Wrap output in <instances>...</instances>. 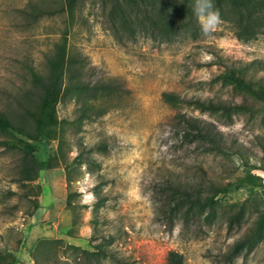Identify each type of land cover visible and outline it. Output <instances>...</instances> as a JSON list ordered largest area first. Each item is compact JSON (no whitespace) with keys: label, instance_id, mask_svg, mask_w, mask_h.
<instances>
[{"label":"rangeland","instance_id":"rangeland-1","mask_svg":"<svg viewBox=\"0 0 264 264\" xmlns=\"http://www.w3.org/2000/svg\"><path fill=\"white\" fill-rule=\"evenodd\" d=\"M29 1L0 0V109L8 111L30 88V69L45 71L46 57L63 35L89 78L115 79L124 91L95 101L102 112L79 121V101L60 100L57 123L32 141L35 156L53 166L32 181L16 180L20 151L0 145V252L13 254L15 264H95L70 245L90 251L100 245L108 254L100 264H166L170 250L182 254L183 264H264V237L247 255L223 257L264 209V104L220 76L252 60L264 66V30L237 37L231 20L222 17L207 37L197 22L195 31L171 41L138 33L121 44L92 0L72 18L62 13L35 21L20 11ZM247 72L264 77L258 64ZM163 92L251 110L228 119L172 105ZM178 113L213 122L225 152H201L187 144ZM8 137L0 131V139ZM77 153L81 163L72 160ZM201 175L218 184L240 180L244 185L217 194L208 220H168L161 187ZM241 202L238 222L229 224L227 217Z\"/></svg>","mask_w":264,"mask_h":264},{"label":"trees","instance_id":"trees-1","mask_svg":"<svg viewBox=\"0 0 264 264\" xmlns=\"http://www.w3.org/2000/svg\"><path fill=\"white\" fill-rule=\"evenodd\" d=\"M85 0H53L40 4L30 0L21 13L31 21L40 17L66 13L70 18L80 9ZM100 10L103 24L118 43L134 39L141 33L152 38L171 41L197 28V19L193 11L194 0H92ZM221 17H228L235 27L237 37L250 36L264 30V0H213ZM46 69L40 73L29 70L30 88L20 97L14 99V106L8 111L0 109V131L10 138L0 139V145L15 147L20 151V162L16 180L20 184L34 180L40 170L53 166L49 159H38L32 141L37 140L43 130L57 123L55 108L57 103L73 97L79 101L76 120L102 112L96 108L95 101L117 95L124 91L123 86L112 78L91 79L86 73L85 63L77 58L67 47V37L63 35L50 55L46 57ZM259 61L252 60L240 66L226 68L221 74L224 82L232 88L243 92L255 101L264 104V77L249 76L247 70ZM164 100L172 105L186 104L199 111L221 115L231 119V114L239 110L250 111L245 104H232L211 98H182L172 92H163ZM178 123L184 141L193 145L201 152H225L223 134L211 121L185 113H178ZM62 138L58 140V151L61 153ZM72 160L81 163L80 153ZM67 168V164L65 166ZM189 179L184 182L166 183L161 190L164 192L163 212L168 220L180 218L212 217L219 193L243 186V182L227 181L218 184L205 178ZM243 202L227 217L230 224L238 222L242 213ZM264 237V209L259 211L253 223L235 239L224 252L223 257L230 261L239 253L247 255ZM79 250L86 259L100 264L107 257V252L100 245L94 250ZM13 254L0 252V264H15ZM121 264H129L121 262ZM166 264H183L182 254L170 250L166 255Z\"/></svg>","mask_w":264,"mask_h":264},{"label":"clouds","instance_id":"clouds-1","mask_svg":"<svg viewBox=\"0 0 264 264\" xmlns=\"http://www.w3.org/2000/svg\"><path fill=\"white\" fill-rule=\"evenodd\" d=\"M193 11L201 33L210 36L222 24V17L213 0H194Z\"/></svg>","mask_w":264,"mask_h":264}]
</instances>
